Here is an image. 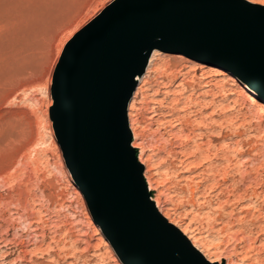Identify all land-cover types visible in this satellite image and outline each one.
<instances>
[{"label": "rangeland", "instance_id": "rangeland-1", "mask_svg": "<svg viewBox=\"0 0 264 264\" xmlns=\"http://www.w3.org/2000/svg\"><path fill=\"white\" fill-rule=\"evenodd\" d=\"M111 1L0 0V170L11 176L7 185L0 184V201L20 203V208L0 204V264H130L115 250L85 195L84 200L77 195L82 189L51 119L65 35L76 33ZM256 1L264 6V0ZM160 51L137 82L128 118L131 126L133 113L138 139L147 144L161 206L197 235L209 261L264 264V112L260 120L254 115V101L232 83L239 78L234 72L227 70L230 78L220 74L223 67ZM205 69L211 74L204 81ZM144 76L145 92L138 90ZM239 79L244 89L250 86L256 103H264L258 88ZM173 115L182 117L180 123ZM181 124L185 130L178 139ZM197 143L211 155L201 164H196ZM210 167L217 171L216 183Z\"/></svg>", "mask_w": 264, "mask_h": 264}, {"label": "water", "instance_id": "water-1", "mask_svg": "<svg viewBox=\"0 0 264 264\" xmlns=\"http://www.w3.org/2000/svg\"><path fill=\"white\" fill-rule=\"evenodd\" d=\"M154 49L234 72L264 96V6L248 0H112L66 44L51 119L66 164L130 264L209 261L142 190L128 105Z\"/></svg>", "mask_w": 264, "mask_h": 264}, {"label": "bare ground", "instance_id": "bare-ground-1", "mask_svg": "<svg viewBox=\"0 0 264 264\" xmlns=\"http://www.w3.org/2000/svg\"><path fill=\"white\" fill-rule=\"evenodd\" d=\"M248 1H250V2H254V3H256L257 1L256 0H248ZM77 30V29H76ZM75 33V30H73V31H70L69 33H67L66 35H65V37H64V39H63V43L64 44H66L67 42H69L70 41V39H71V37L73 36V34ZM60 52H61V50H60ZM161 53V51L159 50V49H154L153 50V52L149 55V57H148V63H149V65H151L153 62H154V60L157 58V55L158 54H160ZM156 61V60H155ZM195 62H198V61H195ZM147 66V65H146ZM202 74V73H201ZM207 74V75H206ZM211 74V70H208V69H205V72L203 71V75H204V81H205V79L209 76ZM219 74V73H218ZM221 75H226V76H229L230 78H231V76L233 75L231 72H229V71H227V70H225V71H222L221 73H220ZM173 75V74H172ZM142 77V74L141 73H138V74H136V76H135V80H136V82H139V80H140V78ZM206 77V78H205ZM175 78V77H174ZM148 79V78H147ZM147 79H146V77L144 76V78L142 79V83H141V85L139 86V88H138V90L139 89H142L146 84H147ZM175 80V79H174ZM150 81V80H149ZM208 83V82H207ZM234 85H235V87L237 86L238 88L240 87V90H241V93L242 94H246V95H249L250 96V98L254 101V103H255V105H256V110H254V109H252V111L254 112V115L256 116V117H258V119L260 120V118H261V113L260 112H264V103H262V102H258V103H256V99L251 95V92H250V90H249V87L250 86H248V85H246V88L247 89H244V87H243V83L241 82V80L239 79V78H237L236 76H234L233 77V82H232ZM206 84V83H205ZM209 84V83H208ZM166 86V85H165ZM167 87V86H166ZM236 87V88H237ZM143 90V89H142ZM139 91H141V90H139ZM144 91V90H143ZM138 91H136V93H137ZM145 92V91H144ZM253 92L254 93H258V91H257V89H253ZM143 93V92H142ZM236 94V93H235ZM136 95V94H135ZM239 95H240V93H239ZM244 96V95H243ZM236 97V96H235ZM239 97V96H238ZM240 97H242V96H240ZM236 98H234V100H235ZM237 101L239 100L238 98L236 99ZM241 100V99H240ZM134 101V100H133ZM130 102V101H129ZM186 103V102H185ZM130 104V103H129ZM185 105V104H184ZM187 106H188V104H186ZM133 107H134V103L133 102H131V105H130V109H132L133 110ZM182 108H184L183 107V105L181 106ZM180 107V108H181ZM186 107V106H185ZM133 113H131V112H129V115H130V123H131V126H130V129H131V133H132V140H131V149H132V152H133V155L135 156V161L137 162V163H140V164H145L146 165V170H145V172L143 173V171L141 172V186H142V190H143V192H145L147 195H149V197H150V199L155 203V205H156V207L159 209V211L164 215V217L165 218H167V220L170 222V223H172V224H174L175 226H177L181 231H182V233H184L186 236H187V238L191 241V243L195 246V247H197L202 253H203V255L207 258V253L204 251V249H203V247H202V244H201V242H200V239L198 240L197 238V235H196V237H195V233L194 234H192V232L191 231H189L188 230V228H186V227H184V226H182L179 222H177L176 220H175V218H173V217H171V215H170V212L169 211H166L162 206H161V198H160V195L157 193V192H155V189H154V186H153V184H154V182H155V180H154V175L153 174H155L153 171H152V167H151V157L150 156H148V155H145V152H146V145H145V143H144V141L142 140V139H138L139 138V130H137V127H136V122L135 121H133V119L131 118V115H132ZM153 115L152 116H156V114H157V112L156 111H153V113H152ZM154 116V117H155ZM176 116H178V115H176ZM175 115H173V117L172 118H170V119H173L174 118V120L173 121H179V119H180V117L181 116H179V118L178 117H176ZM49 118V117H48ZM182 118V117H181ZM50 119V118H49ZM132 119V120H131ZM159 119V118H158ZM157 119V120H158ZM49 121V120H48ZM49 122H51V120L49 121ZM178 123H180V122H178ZM262 123V122H261ZM183 124V123H182ZM182 124H181V129H178L176 132H178V133H175L176 134V137L177 136H181V134L180 133H182L183 132V130H185V129H183V127H182ZM177 125V123L174 125V126H176ZM184 125V124H183ZM260 125V124H259ZM180 127V126H179ZM187 127V126H186ZM187 129V128H186ZM188 134V133H187ZM189 135V134H188ZM188 135H185L186 137H189ZM183 136H184V134H183ZM195 137H196V135H195ZM144 138V137H143ZM178 138V137H177ZM181 138H182V136H181ZM185 138V137H184ZM179 139V138H178ZM184 140V139H183ZM185 141V140H184ZM151 147V146H150ZM149 147V148H150ZM204 146H203V144H201V143H197L196 144V148H197V150H198V156H196L197 157V159H198V161H196V164H201L202 163V161H204L205 159H207V158H209L211 155H210V152L208 151L209 149H206V148H203ZM184 152V151H183ZM149 154V153H148ZM186 161V160H185ZM184 161V162H185ZM195 161L194 160H191V161H188V163L187 164H192V163H194ZM209 164H211V162L209 163ZM3 170V169H2ZM2 170H0V184H6L8 181H9V174L7 175V176H4L3 175V172H2ZM5 171H6V169H4ZM213 170V168L212 167H210V168H208V171H210V172H212L211 174V176H210V180H211V182H213L214 183V181L215 180H218V179H216V177L218 176L217 174H216V172L217 171H212ZM1 172H2V174H1ZM13 174V173H12ZM217 175V176H216ZM11 177V176H10ZM213 183H211V187H213ZM215 183H216V181H215ZM8 184V183H7ZM6 184V185H7ZM3 185V186H4ZM205 187V186H204ZM161 190V189H160ZM165 192V191H164ZM162 193V192H161ZM218 193V192H217ZM165 194V193H164ZM77 195L78 196H80L81 197V199L82 200H84V194H83V192L80 190V189H77ZM219 195H220V193H219ZM7 198V197H6ZM2 201H4V199L2 200ZM2 201H0V204H2L1 202ZM4 204H5V206H7V207H9L11 204H15L17 207H15V208H20L19 207V202L18 201H12V200H5L4 201ZM13 206V205H12ZM25 207V206H24ZM24 207H22V208H24ZM168 207V206H167ZM169 208V207H168ZM171 208V207H170ZM23 210V209H22ZM170 210V209H169ZM7 211H9V210H7ZM13 211V210H12ZM4 212V211H3ZM23 213V212H22ZM90 216V215H89ZM25 221V220H24ZM28 221V220H27ZM30 221V220H29ZM31 224V223H30ZM3 230V229H2ZM2 232V231H1ZM1 234V233H0ZM2 235V234H1ZM2 238H4V237H2ZM6 241V240H5ZM4 242V241H3ZM105 244L108 246V248L110 249V250H112V246H111V244L110 243H108V242H105ZM210 260L212 261V262H220V259L219 258H217V257H214V258H210ZM219 264V263H218ZM223 264V263H222ZM227 264V263H226Z\"/></svg>", "mask_w": 264, "mask_h": 264}]
</instances>
